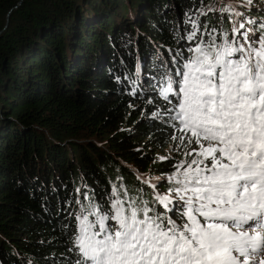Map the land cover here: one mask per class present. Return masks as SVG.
Listing matches in <instances>:
<instances>
[{"label": "trees", "instance_id": "trees-1", "mask_svg": "<svg viewBox=\"0 0 264 264\" xmlns=\"http://www.w3.org/2000/svg\"><path fill=\"white\" fill-rule=\"evenodd\" d=\"M191 20L258 29L264 0H0V264H74L82 207L168 190L182 157L159 93Z\"/></svg>", "mask_w": 264, "mask_h": 264}, {"label": "snow or ice", "instance_id": "snow-or-ice-1", "mask_svg": "<svg viewBox=\"0 0 264 264\" xmlns=\"http://www.w3.org/2000/svg\"><path fill=\"white\" fill-rule=\"evenodd\" d=\"M190 23L191 55L174 58L159 93L182 157L157 178L170 187L144 180L153 207L115 186L106 209L82 207L74 264H264V23H234L231 35Z\"/></svg>", "mask_w": 264, "mask_h": 264}, {"label": "rangeland", "instance_id": "rangeland-1", "mask_svg": "<svg viewBox=\"0 0 264 264\" xmlns=\"http://www.w3.org/2000/svg\"><path fill=\"white\" fill-rule=\"evenodd\" d=\"M219 1H221L222 3L226 2V0H219ZM218 5H219V3L215 2L212 8L216 9L218 7ZM13 15L14 14L12 11L8 12V14L6 16V27H8L9 24L13 22V20H15V18H12ZM1 32L2 31H0V33Z\"/></svg>", "mask_w": 264, "mask_h": 264}]
</instances>
